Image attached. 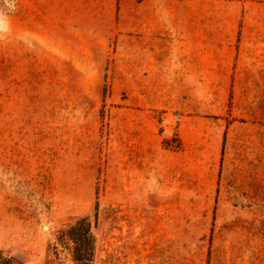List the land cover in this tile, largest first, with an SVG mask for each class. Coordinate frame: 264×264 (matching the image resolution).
<instances>
[{
  "label": "rangeland",
  "instance_id": "374dc122",
  "mask_svg": "<svg viewBox=\"0 0 264 264\" xmlns=\"http://www.w3.org/2000/svg\"><path fill=\"white\" fill-rule=\"evenodd\" d=\"M135 1L0 0V250L264 264V178L221 160L236 163L229 125L252 120L232 117L230 88L170 79L181 40L136 33Z\"/></svg>",
  "mask_w": 264,
  "mask_h": 264
},
{
  "label": "crops",
  "instance_id": "0c3cea01",
  "mask_svg": "<svg viewBox=\"0 0 264 264\" xmlns=\"http://www.w3.org/2000/svg\"><path fill=\"white\" fill-rule=\"evenodd\" d=\"M134 22L141 36L181 40L177 84L230 88L232 117L252 121L229 125L236 163L223 155V173L264 178V0H136Z\"/></svg>",
  "mask_w": 264,
  "mask_h": 264
},
{
  "label": "trees",
  "instance_id": "16d2710c",
  "mask_svg": "<svg viewBox=\"0 0 264 264\" xmlns=\"http://www.w3.org/2000/svg\"><path fill=\"white\" fill-rule=\"evenodd\" d=\"M166 146L168 145L167 142H165ZM181 145H178L176 149H180ZM0 264H20L16 263L12 257L5 254L3 251L0 250Z\"/></svg>",
  "mask_w": 264,
  "mask_h": 264
}]
</instances>
